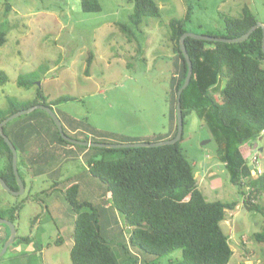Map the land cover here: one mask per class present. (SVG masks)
Segmentation results:
<instances>
[{
	"label": "rangeland",
	"instance_id": "obj_1",
	"mask_svg": "<svg viewBox=\"0 0 264 264\" xmlns=\"http://www.w3.org/2000/svg\"><path fill=\"white\" fill-rule=\"evenodd\" d=\"M154 1L161 16L144 19L135 27L130 22L132 0H99L102 6L99 13L84 12L81 0H0V30L7 34L6 44L0 47V70L8 76V81L0 84V109H6L10 100L20 105L33 103L40 88L50 100L62 96L73 99L54 107L64 130L72 138L107 144L166 140L174 118L171 81L178 72V59L169 41L170 22L184 19L190 10L187 32L222 35L227 21L240 18L245 7L264 25V0ZM9 6L11 10L7 12ZM124 24L128 25L126 31L121 29ZM90 56L92 63L87 74ZM19 77L34 84L21 86ZM225 83L223 79L221 88ZM214 94L219 102V93ZM47 114L36 109L9 122L10 129L33 120L38 142L29 149L35 152L37 160L28 173L21 168L27 181L24 194L15 196L2 189L3 198L16 203L39 194L45 204L25 203L16 221L17 239L0 257V264H72L76 215L66 200V190L72 183L80 187L79 199L92 203L98 211L100 229L120 264H136L130 255L122 262L123 255L117 247V243L121 248L126 243L130 246L132 228L127 218L114 207L106 211V204H112L111 194L89 172L88 159L100 151L76 145L77 151L66 152L65 143L55 144L46 134V128L53 126ZM54 133L58 138L57 132ZM184 133L182 147L195 165L199 190L209 194L210 201L237 199L236 188L216 158V144L194 112L186 119ZM251 143L241 145L250 163L252 155L247 151ZM86 149L90 152L82 154ZM203 163L212 170L205 173ZM3 166L0 152V171ZM260 167L264 168V152L260 155ZM41 170L45 174L40 175ZM56 182L59 190L49 194ZM101 194L107 196L105 202L99 200ZM256 202L264 207V195ZM236 214L239 222L251 224L253 219H260L261 229L264 227V217L257 211L242 207ZM2 229L6 228L0 225ZM247 230L241 231L248 233ZM246 233L234 247L238 251L245 249L250 257L256 249L264 256V242H257L252 234ZM60 237L62 242H58ZM3 246L0 239V252ZM142 254L147 257L144 264H169L170 260L176 262L182 258L181 250L162 258ZM229 264H242V260L233 255Z\"/></svg>",
	"mask_w": 264,
	"mask_h": 264
},
{
	"label": "trees",
	"instance_id": "obj_2",
	"mask_svg": "<svg viewBox=\"0 0 264 264\" xmlns=\"http://www.w3.org/2000/svg\"><path fill=\"white\" fill-rule=\"evenodd\" d=\"M132 2L134 6L130 22L135 27L144 19L161 16V10L154 0ZM81 6L87 13L102 11L99 0H81ZM10 10V6L7 7V12ZM190 17L191 11L188 10L184 19L170 22L169 41L178 59V72L171 81L170 103L174 114V131L166 140L177 134L178 92L188 73V65L180 49V39L187 32L185 27ZM257 23V16L249 7H245L240 18L227 21L224 34L210 35L240 37ZM127 27L124 24L121 29L126 31ZM6 42L7 34L0 30V47ZM185 44L193 64V75L181 96L184 127L187 117L193 112L205 123L216 144V158L224 165L231 184L236 188L237 200L210 201L199 190L195 165L182 147L185 133L173 145L125 149L92 147L100 151V154L87 162L90 174L107 186L112 206L127 218L132 228L130 244L133 247L156 258L181 250L182 264H229L234 252L230 237L221 225L229 212L235 211L239 200L243 199L244 207L248 211H257L264 216V207L256 202L264 195V171L262 175L253 174L250 163L241 150V145L245 142L258 137L264 138L263 29L258 28L246 41L239 43L188 37ZM91 63L90 56L87 74ZM223 79L226 83L221 88ZM7 81V74L0 70V84ZM18 83L30 87L34 81L19 77ZM216 92L219 93V102L215 101ZM70 100L73 99L67 96L50 100L38 88L37 99L33 103L20 105L10 100L6 109H0V124L11 115L37 104L55 107ZM47 116L56 128L58 140L75 146L62 139L53 119L48 114ZM30 120L19 127L15 135L9 129V123L4 126L5 134L18 150L19 173L24 183L21 167L27 147H22V144L25 146L36 131ZM65 133L69 135L66 131ZM162 140L159 138L158 141ZM0 152L4 159L0 176L10 188L18 190L13 170V154L1 134ZM57 190L59 184L56 182L48 192L50 194ZM2 191L0 185V218L15 223L27 201H40L45 204L40 195L35 194L21 202L4 206ZM79 194L80 187L77 183L68 186L66 200L76 215L74 245L71 249L72 264H119L112 245L100 229L98 211L92 203L81 201ZM1 226L6 228L0 230L3 246L10 230L6 225ZM253 238L257 242H264V227ZM58 242H62L61 237Z\"/></svg>",
	"mask_w": 264,
	"mask_h": 264
},
{
	"label": "water",
	"instance_id": "obj_3",
	"mask_svg": "<svg viewBox=\"0 0 264 264\" xmlns=\"http://www.w3.org/2000/svg\"><path fill=\"white\" fill-rule=\"evenodd\" d=\"M260 27L263 29V52H264V25H262V23H259V22L255 26H253L244 35H242L240 37H235V38L198 35V34H194V33H190V32H185L182 35V37L180 39V49H181V52L183 53V56L187 62L188 73H187L186 80H185L183 86L181 87V89L178 92V98H177V134L172 139L156 141V142L113 143V144L90 142V141H83V140L75 139V138L68 136L65 133L63 123L60 120V118L58 117V115L56 114L54 108L49 106V105L43 104V103L37 104L31 108L22 110L20 112H17L15 114L11 115L10 117H8L7 119H5L4 121L1 122L0 134L4 138L5 142L9 145V147L12 151V154H13V170H14V174L16 176V180L18 183V190H13L12 188H10L7 185V183L5 182V180L0 176V185H1L2 189L11 193L12 195H15V196H21L25 192V183L23 182V180L20 176V173H19V166H18L19 153H18V150L16 149V147L14 146L13 142L11 141V139L5 134L4 126L6 124H8L10 121H12L13 119H15L16 117L23 115V114L30 113L36 109H42V110L46 111L48 113V115L53 119L55 125L57 126V128H58V130L62 136V139L73 144V145H77V146L111 148V149H125V148H137V147H159V146H163V145H173V144L178 143L182 139L183 134H184V117H183V109H182V105H181V96H182L183 91L190 84V81H191V78L193 75V64H192L191 58L188 54L186 44H185L186 38L191 37V38L198 39V40L225 42V43H239V42L246 41L250 37V35ZM250 168H251V170H254L253 166H251ZM254 174H255V171H254ZM0 225H6L10 229L9 239L6 241V243L4 244V246L0 252V257H1L6 253L9 246L11 244H13L15 242V240L17 239V226H16L15 222H12L6 218H0Z\"/></svg>",
	"mask_w": 264,
	"mask_h": 264
},
{
	"label": "crops",
	"instance_id": "obj_4",
	"mask_svg": "<svg viewBox=\"0 0 264 264\" xmlns=\"http://www.w3.org/2000/svg\"><path fill=\"white\" fill-rule=\"evenodd\" d=\"M30 121L33 122V120H30ZM24 125L25 124H22L20 126H17V125L12 126L10 128V130H11V132H13V135H15V134H17V131H18L19 127H22ZM53 129H54L53 126H51V125L48 126L46 128V134H49L50 135V138L52 139V141L55 144L62 143V142H60L58 140L57 136L54 133L56 131H54L55 129L54 130ZM173 131L174 130H173V127H172V130L170 132V135L173 133ZM36 135H37V132L34 131L32 133V136H30V138L27 140V143H26L25 146L21 143L22 144V147H27V151L25 152L24 158H23L24 164L21 167L27 173L31 169L32 164L37 160V157L34 154L35 152H31V150L29 149V147H30L31 144H34V143L38 142V136H36ZM258 140L261 141V142H263V143L261 144L260 142H258ZM251 142H252L251 143L252 146H251L250 150H248L247 152L248 153H251L252 157L257 153L258 156H259V158H260L261 153L264 152V138L258 137L255 140H252ZM67 145L68 144H66L65 145L66 147H64V149H65L66 152H70V151L72 152V151H75L76 150V147H75L76 145L75 146L68 145V147H67ZM89 152H90L89 149H86L82 154L87 155ZM249 158H250V156H249ZM247 160L249 161V159H247ZM203 164H204V168H205V173L210 172L212 170V167L210 165H208L206 163H203ZM251 166H252V164L250 163V167ZM262 169L264 170V168H262ZM39 174L40 175H43V174H45V171L44 170H41L39 172ZM253 174H254V171H253ZM23 175L26 176V174H23ZM200 181L202 182L203 181V178L200 177ZM25 187L27 188V181L26 180H25ZM232 192L233 191L229 192V194H232ZM208 195L209 194H205V196L210 200V198H209L210 196H208ZM105 199L106 200L108 199L107 196H105L104 194H101V197H100L99 200L101 202H105ZM234 200H237V199H234ZM10 204H13V203H10V202H7L6 200H4V206H8ZM112 207L113 206H112L111 203H107L106 204V208H107L106 211L111 210ZM242 207H244L243 199L239 200V204H238V206H237V208H236L235 211L229 212L226 220H224L222 222V224H221L222 225V228L225 231V233H227L229 235V237H230L231 247H232L233 252H234L233 255L238 256L239 259L242 260V264H262L261 262H263L264 256L261 255V254L259 255L258 249L253 250L254 255L252 257H250V256H247V254L245 253L246 252L245 249L242 250V251H238L237 250L238 248H235L234 247L235 245L240 244V237H242V235L246 233V232H242L241 230L248 229L247 230L248 233H246V234H248V235L252 234V236H253L255 233H258V232H260L263 229V228L261 229L262 225L260 224V219H259V221H256V219H253V222L254 223H251V224L250 223H246V222H239L238 218H236V215H237L236 213H238L242 209ZM113 214L115 216H118V214L116 212H114V211H113ZM263 217L264 216L262 215V218ZM252 225H255V226L254 227H251ZM239 231H240V233H238ZM129 237H126V240L129 239ZM117 247H118L119 252H121V257L123 255V258H121V261L122 262H126L127 259H128V257H129V255L133 257L132 259L134 260V262L136 264H144V262L147 261L146 260L147 257H144V255L142 254L143 252L141 250H139L138 248L133 247L131 244H130V246H128L127 243L126 244H123L122 245V248H121L120 244L117 243ZM117 260H118V263L120 264V261H119L118 258H117ZM169 264H182V263H181L180 260H177L176 262L170 260L169 261Z\"/></svg>",
	"mask_w": 264,
	"mask_h": 264
},
{
	"label": "built area",
	"instance_id": "obj_5",
	"mask_svg": "<svg viewBox=\"0 0 264 264\" xmlns=\"http://www.w3.org/2000/svg\"><path fill=\"white\" fill-rule=\"evenodd\" d=\"M251 162L252 166L254 167L253 171H255V174L258 173L259 175H262L264 170L260 167V158L257 153L252 157ZM244 242L246 243V241Z\"/></svg>",
	"mask_w": 264,
	"mask_h": 264
}]
</instances>
